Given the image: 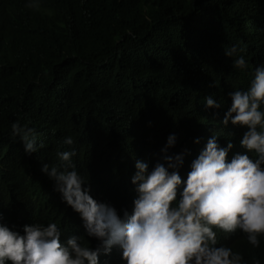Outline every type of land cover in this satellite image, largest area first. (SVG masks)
<instances>
[{"label":"trees","instance_id":"obj_1","mask_svg":"<svg viewBox=\"0 0 264 264\" xmlns=\"http://www.w3.org/2000/svg\"><path fill=\"white\" fill-rule=\"evenodd\" d=\"M39 1L28 8L26 0H0L3 222L22 232L25 224L52 220L69 236L84 233L79 214L40 170L58 163L57 150L69 149L62 143L68 135L95 199L105 188L116 196L126 187L119 180L127 179L135 159L151 167L172 133V149H189L191 160L214 132L221 146L231 138L236 152L243 151L245 129L237 133L231 122L219 121L232 102L228 93L248 85L264 59V0ZM237 42L249 62L245 73L224 55V46ZM209 96L222 107L205 108ZM17 120L37 130L44 145L39 152L26 155L10 136ZM218 244L241 253L247 264L253 258L264 264V240L254 248L243 233L219 234ZM103 255L102 264H124L122 249Z\"/></svg>","mask_w":264,"mask_h":264},{"label":"clouds","instance_id":"obj_2","mask_svg":"<svg viewBox=\"0 0 264 264\" xmlns=\"http://www.w3.org/2000/svg\"><path fill=\"white\" fill-rule=\"evenodd\" d=\"M39 4L26 0L25 6ZM243 52L238 42L224 46V55L241 73L249 69ZM228 96L232 102L219 123L231 122L237 133L240 126L245 129L239 139L243 151L236 152L231 138L221 146L214 132L201 141L198 155V148L193 150L191 160L189 149H172L176 134H169L151 167L135 159L127 179L119 180L127 186L116 196L108 195V188L98 191V200L90 194L89 177L73 161L74 139L64 137L69 149L57 150L58 163H43L40 170L79 214L84 233L69 236L52 220L25 224L21 232L0 219V264H102L103 254L115 249H122L124 264H247L241 253L218 244V237L243 233L254 248L264 240V59L252 68L249 84ZM205 100V108L222 107L211 96ZM9 134L19 138L26 155L44 147L37 143V130L19 120L11 123ZM253 264L260 260L253 258Z\"/></svg>","mask_w":264,"mask_h":264}]
</instances>
